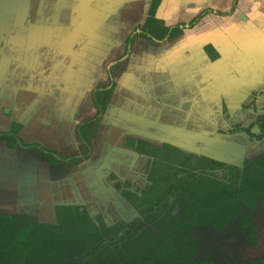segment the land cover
<instances>
[{
    "label": "crops",
    "instance_id": "crops-1",
    "mask_svg": "<svg viewBox=\"0 0 264 264\" xmlns=\"http://www.w3.org/2000/svg\"><path fill=\"white\" fill-rule=\"evenodd\" d=\"M4 1L5 6L1 8L3 14H0H6L8 20H0V131L7 130L6 124L11 120L5 116H14L15 120L22 122L31 102L33 106L38 98L35 92H31L28 82L21 79L23 74L17 68L34 70L41 57L38 55L41 48L51 44L61 53L65 49L69 50L68 53L65 52L69 56L77 55L82 60H89L96 46H105L107 30L113 36L120 32L128 35L145 24L151 6V0H42L40 8L33 9L28 5L27 9L24 1L30 4L31 0L13 5L10 0ZM233 2L234 0H160L155 19L162 21L166 27L184 24L186 29L180 36L165 44L136 38L130 56L113 67L115 88L96 138L97 151L94 155L100 152L102 155L97 164L106 163L104 159L109 156L107 154L110 151V155L113 152H123L118 134H129L147 140L162 138L157 135L165 132V125L158 126L160 118L172 116L174 111L181 110L178 106L167 105L163 108L151 102L165 95V84H169L170 98L183 95L184 91L193 94V97L197 92H210L207 100H211L215 106L222 98L231 100L233 105L236 100L245 99L251 90L264 85V47L256 55L260 64L258 70L253 69L251 60H246L249 56L242 52L243 49L255 50V46L250 45L253 39L258 40V47L261 43L264 46V0H238L232 15L220 17L209 13L201 17L192 28H187L205 10L225 13ZM255 11L261 15L257 23V39L251 36V31L242 28L249 27ZM225 30L226 33L223 32ZM220 32L225 33V36ZM76 37L83 40L77 49L61 47L72 44ZM207 45L213 46L221 54L219 60L213 63L206 60L204 47ZM225 53H231V58L223 60ZM57 65L64 66L62 62ZM11 67L13 69L9 76L8 70ZM233 69H238L239 72H234ZM165 72L169 79L165 78ZM67 77L69 88L57 89L36 119H31L21 133L27 143H38L61 155L66 153V149L78 146L76 125L95 114L90 91L96 84L91 87V80L85 76L69 74ZM47 78L50 79L49 84H53L57 73L48 75ZM5 85H9V88ZM203 85L209 87V90L202 88ZM192 99L194 98L184 97L181 100ZM192 108L194 109V105L190 104L189 110ZM218 112L219 109L214 110L213 106L203 108L205 115L215 116ZM41 129L50 131L49 137L43 138ZM112 136L116 139L111 138ZM74 168L77 170L79 166L68 167L70 176L65 180L52 182L44 156L9 149L6 141L0 139V198L9 197L8 200L0 199V205L8 203L19 212L28 209L42 214V203H52V208L55 205L83 204V201L72 202L65 199L54 202L51 198H46L42 190L54 184H67L71 178L74 180ZM7 189H10L9 192ZM46 211L47 209L44 210Z\"/></svg>",
    "mask_w": 264,
    "mask_h": 264
},
{
    "label": "flooded vegetation",
    "instance_id": "flooded-vegetation-1",
    "mask_svg": "<svg viewBox=\"0 0 264 264\" xmlns=\"http://www.w3.org/2000/svg\"><path fill=\"white\" fill-rule=\"evenodd\" d=\"M41 1L42 0H31L29 5L33 9L35 7L40 8ZM237 1L238 0H234L230 9L225 13L212 9L205 10L195 19L199 20L209 13H214L220 17L230 16L236 8ZM174 26L182 27L183 30L186 29L184 24ZM141 28L142 27H139L135 30L140 31ZM24 36H26V34ZM38 39H40V37H38ZM81 43H83V40H78L77 45H74L72 48L77 49L76 47ZM70 46L71 44H66L61 47L68 49ZM263 47V43H261L259 49ZM235 50H237V47ZM39 51L40 53L38 55H41V57L34 70L26 67L21 69L17 68V70L23 74L21 79L28 82L27 85L30 87L31 92H35L38 98L33 106L31 102L28 110H26L28 112H26L25 119H23L22 122L15 120L16 117L14 118V116H5L6 119L9 118L11 120L6 124L7 130L0 131V139L6 141L9 149L15 148L19 151L34 152L44 156L52 171L49 172L52 174L50 176L51 181L56 182L70 176L68 167H74L76 161L81 160L86 162L91 157L95 156L94 154L97 151L96 138L102 123L103 115L115 88L112 69L123 60L106 68L103 72V77L97 80L96 85L90 91L91 97V92L99 85L108 86L112 84L109 101L100 116H97V109L91 98V102L95 108V114L91 117L84 118L76 125L75 136L78 141V146L75 147L74 150L77 149V151L70 157H64L38 143H27L21 137V133L31 119H36L37 114L41 111L42 107L47 104L48 99L53 94V92H51L53 84H49V82L44 83L42 81L43 77H47L51 74L55 75V73H58L59 69L69 70L73 65H75L76 69L83 71L85 65L90 67V61L82 60L77 56H68V59L65 60V58H63L64 55L51 44L46 45ZM242 52L249 56L248 58L251 60V64L258 62L255 50L243 49ZM204 55H206L205 58L210 63L221 58V54L211 45L204 47ZM61 62L64 66L59 68L57 64ZM65 63H67L66 68ZM259 65L258 62L257 67H252L254 70H258ZM11 69H13V67L8 70L9 76ZM233 71L239 72L238 69H233ZM165 78L169 79L167 72H165ZM262 80L264 81V76ZM2 86H4V84ZM5 86L9 88V85ZM165 86H167L165 95L159 96L158 99L155 98L151 100V102L163 108L167 105L173 107L178 106L182 111L176 110L180 112L178 115H175L177 112L174 111V115H165L160 118L158 126L160 127V125H162V127H164L165 125V132L157 133V135L159 137L162 136L163 139L147 140L129 134H118V140H120V147L123 152H113L110 155V151V153L107 154L109 156L104 159L106 163L97 164L100 168L91 167L93 171L99 169L98 171H100L101 177L108 180L109 188H107V194L112 197H114L115 194L116 198L118 197L123 204L125 203L127 205L122 213H119V210L113 213L111 217L115 219L113 222L105 220V213L108 211V208H104V210L98 208L99 211L93 213L89 209V204L86 200L83 204L72 203L67 205H55L53 208L49 206L47 208L48 211L50 209H52V212L54 211V222H47V218L43 217L42 214H36L34 211H29L28 209L23 211L20 210L21 212H19L8 203L6 205H0V214L7 215L10 218L17 216L30 217L32 218L29 222V226L31 227L28 228L33 230L36 224L57 226V214L55 210L57 206L69 207L72 209L81 208L84 212L83 215H85L91 224L97 228L99 234L101 236H108L107 239H103L102 245H108L109 237H113L114 235L119 239L117 241L119 246L123 241L122 238H124L123 244L129 241H133L134 243V241L142 235L149 237L151 235L165 233V209L161 207L160 211L156 206H150V202H155L154 197L158 195L162 191L161 188H163V180L159 178V175L164 174V178H169V183L179 185L176 183L178 182V178L190 173L195 175V177H208L215 182H220V185L227 187L229 189L228 191L233 196L232 199L238 206H241L242 213L232 218L229 217V220L223 222L218 228L194 227L191 231H186L185 234L192 240L195 251L190 260L185 262V264H202V262H206L208 259L213 264V260L208 253L199 252V246L196 242V238L193 236L195 232L209 231L211 233H219L228 227L236 225L238 233L243 240L248 245L254 246L257 227L251 218V214L254 212L256 203L259 201L258 199L264 198V85H259V89L257 90H251L248 92L245 99L236 100L233 105H231V100L222 98L216 106L213 105L214 103H212L211 100H207V98L210 97V92H208L209 94L207 93L208 96L207 94L197 92L193 97V94L190 95L187 91H184L183 95L178 94L170 98L168 90L169 84H165ZM212 86L214 87L213 84ZM202 88L209 90V87L206 85H203ZM184 97L194 99L191 101L181 100L184 99ZM190 104L194 105V109L192 108L191 111L189 110ZM197 105L199 107H197ZM209 106H213L214 110L218 108V115H205L203 113V108ZM80 125L84 127L82 133L89 142V148L83 144L77 135V128ZM235 136L247 138L250 136L254 137L257 140L256 143H258V147H261L259 154L255 155L252 159L247 157V160L242 159L240 161H235L233 165L224 163V161H222L223 159L218 156L219 154L223 155L231 152L229 151L230 148L226 146H228L230 139H235ZM111 138L116 139V137L113 136ZM248 152L249 151H247V153ZM84 154H88V158H84ZM100 156H102L101 152L95 157L99 159ZM227 157L229 158L230 155ZM209 161L219 162L220 165H212ZM88 170L90 171V169ZM83 177L85 176L82 175L81 180ZM9 190L10 189H7V192H9ZM75 194L74 192L72 194L73 196L68 200L77 202L74 201ZM84 198L86 197L84 196ZM0 199L8 200L9 197L3 196ZM111 202L108 203L110 206ZM167 203L170 206L173 205L174 198L169 197ZM161 204L165 206V198ZM178 211V206L174 205L169 211V214L171 216H176ZM126 215L127 219L125 218ZM242 215L247 218V226L241 221ZM76 246L78 247L80 244ZM101 247L103 248V246ZM132 248H134V246ZM260 261L262 260L259 258L257 261L251 260L250 264H256Z\"/></svg>",
    "mask_w": 264,
    "mask_h": 264
},
{
    "label": "trees",
    "instance_id": "trees-1",
    "mask_svg": "<svg viewBox=\"0 0 264 264\" xmlns=\"http://www.w3.org/2000/svg\"><path fill=\"white\" fill-rule=\"evenodd\" d=\"M159 3L160 0H151L145 24L140 31L135 30L127 36L125 51L112 64L129 56L135 38L164 44L182 34V27H165L162 21L155 19ZM197 20L191 21L187 28H192ZM111 90L112 84L99 85L91 92L97 116L103 113ZM83 131L84 127L78 126L77 135L89 148ZM84 158H88V154H84ZM209 163L220 165L216 161ZM159 178L163 180V188L150 206H156L160 211L161 207L165 209L164 234L142 235L134 243L129 241L124 244L122 238L120 246L118 237L114 235L104 246L103 239L108 236L99 234L81 208L57 206L58 225L36 224L33 230L28 228L31 227L30 217L10 218L0 214V264H185L195 251L186 231L194 227L218 228L229 217L242 213L241 206L232 199L229 189L213 179L188 173L178 178L176 183L179 185H174L169 183V178H164V174H160ZM169 197L174 198L171 206L167 203ZM164 198L165 206L161 204ZM174 205L179 211L176 216H171L169 211ZM246 219V216H241V221L247 226ZM78 244L80 246L77 247ZM202 264L212 263L208 259Z\"/></svg>",
    "mask_w": 264,
    "mask_h": 264
},
{
    "label": "rangeland",
    "instance_id": "rangeland-1",
    "mask_svg": "<svg viewBox=\"0 0 264 264\" xmlns=\"http://www.w3.org/2000/svg\"><path fill=\"white\" fill-rule=\"evenodd\" d=\"M11 4H16L18 2H23V0H10ZM219 1V0H218ZM6 2L4 0H0V13H2V9ZM25 7L28 9L29 3L27 1H24ZM255 6V5H254ZM14 13V12H13ZM3 14V13H2ZM0 14V20H8V16L6 14L2 15ZM33 14V10H32ZM253 18L251 20V23L248 26H242L245 27L246 31H251V36H253L255 39L258 37V27L257 23L258 20L261 18V15L257 13L256 11L253 13ZM21 22H23V18H21ZM226 33V30L223 31ZM221 33V32H220ZM225 33L222 34L225 36ZM127 37L126 32L125 33H119L116 35H112L108 30L106 33L105 38L107 39L105 46L95 47L94 50H92L89 58L90 63V72H88L87 67L84 66V71L78 70L75 68V65H73L69 70L66 69H59L57 73V78L55 82L53 83V87L51 89V92H55L57 89H64L66 90L69 88L67 86V80L68 75L74 76H85L89 77L91 80V87L96 84L97 80L103 77V72L108 68L109 66H112V63L116 61L118 58L121 57L123 52L126 49L125 45V38ZM78 37L74 38L73 44H71L70 48H72L74 45H77ZM79 44L76 48L81 46ZM250 45L255 46V54H258L259 47H258V40H252ZM60 47V45H58ZM68 48V49H70ZM64 52L62 53L63 58L65 60L68 59V53L69 50L63 49ZM131 53V52H130ZM236 56H240L235 54ZM77 56V55H76ZM231 53H225L222 57L223 60L227 58H231ZM71 57V56H70ZM127 58V57H126ZM126 58H123L124 61ZM120 60V62L122 61ZM248 60V57L246 58ZM65 63V68H66ZM115 64V63H114ZM94 65V66H93ZM258 62L252 63L251 66L257 67ZM60 68V66H59ZM44 83H47L50 81L49 78L43 77L42 80ZM53 81V79H52ZM71 84V83H70ZM38 87V86H37ZM43 89V88H42ZM61 112V111H60ZM58 114H61V113ZM237 120V119H234ZM47 128V127H46ZM253 132V131H252ZM254 133V132H253ZM43 138L49 137L50 131L46 129H41V133ZM257 140L250 136V137H236L235 139H230L228 146L229 152L228 154L225 153L223 155H220L218 157L222 158L224 163H227L228 165L235 164V161H240L242 159L247 160L246 158H253L255 155H258L260 152V148L258 147V143H256ZM6 146L8 144L6 143ZM264 148V147H263ZM15 149V148H12ZM248 149V150H247ZM77 149L74 150H68L66 149V153L62 154L64 157H70L71 155L75 154ZM228 151V150H227ZM247 151H249L247 153ZM230 155L228 158L227 156ZM95 156L91 157L86 162L84 161H76L75 166H79L77 170H73L74 172V180L71 178V181H68L67 184L60 183L58 185L54 184L53 186H50L49 188L44 187L42 190L44 192L45 197L51 198L54 202H58L61 199L68 200L71 198L73 193L74 195V201L81 202V201H87L89 204V209L91 212L96 213L98 212V208L101 210H104V208H108V211L105 213V220L108 222H113L115 219L111 218L113 213L119 210V213H122L123 210L126 208V204L117 197L110 196L108 193L109 188V182L107 179L101 177L99 169L92 170L91 167L100 168L97 163H99V159L94 158ZM219 158V159H220ZM84 163V164H83ZM83 164V165H81ZM142 167V166H141ZM90 169V171L88 170ZM69 170V169H68ZM86 171H89L86 174ZM49 172H52L49 167ZM70 172V171H69ZM51 176L52 174L49 173ZM81 175H84L83 179L81 180ZM64 178L63 180H65ZM84 180V181H83ZM83 181V182H82ZM71 184H73V187H71ZM143 186V185H141ZM61 191V193H59ZM47 193V195L45 194ZM67 193V194H66ZM111 194V193H110ZM71 195V196H70ZM112 195V194H111ZM77 196V197H75ZM84 196L86 198H84ZM263 199V200H262ZM94 200V201H92ZM259 201H257L254 212L251 214V218L256 224L257 230H256V242L254 246L248 245L243 238L239 235L236 225H233L231 227L226 228L225 230L219 232V233H211L209 231H200L193 233L194 238H196V242L199 246V252L203 253L206 252L210 255L211 259L213 260V264H250L251 260L257 261L258 258L262 261L257 262L256 264H264V236H263V230H264V198H259ZM262 200V201H261ZM112 201V202H111ZM111 202V206L108 204ZM52 203H42V216L46 217L47 222L53 221L54 222V211L52 212V209L48 211V207L52 206ZM47 209V212H44V210ZM127 219V215L125 216Z\"/></svg>",
    "mask_w": 264,
    "mask_h": 264
},
{
    "label": "water",
    "instance_id": "water-1",
    "mask_svg": "<svg viewBox=\"0 0 264 264\" xmlns=\"http://www.w3.org/2000/svg\"><path fill=\"white\" fill-rule=\"evenodd\" d=\"M165 44V43H164Z\"/></svg>",
    "mask_w": 264,
    "mask_h": 264
}]
</instances>
